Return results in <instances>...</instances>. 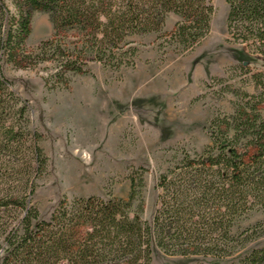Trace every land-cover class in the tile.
Returning <instances> with one entry per match:
<instances>
[{
    "label": "trees",
    "instance_id": "1",
    "mask_svg": "<svg viewBox=\"0 0 264 264\" xmlns=\"http://www.w3.org/2000/svg\"><path fill=\"white\" fill-rule=\"evenodd\" d=\"M0 0V58L16 61L31 35L35 12L49 13L55 37L44 44L60 73H86L89 57L120 68L134 35L160 32L166 17L181 18L172 39L192 50L210 34L209 0ZM230 38L245 44L247 64H264V0H226ZM14 23V24H12ZM72 34L78 41L68 42ZM244 94L231 116L211 123L203 154L184 153L163 173L159 205L144 221V178L131 177L127 199L62 200L49 221L34 205L37 182L48 167L43 136L32 126L30 104L0 68V264H152L168 256L202 257L212 264H264V221L239 235L233 230L256 208L264 209V86ZM260 229V230H259ZM207 264V263H197Z\"/></svg>",
    "mask_w": 264,
    "mask_h": 264
},
{
    "label": "rangeland",
    "instance_id": "2",
    "mask_svg": "<svg viewBox=\"0 0 264 264\" xmlns=\"http://www.w3.org/2000/svg\"><path fill=\"white\" fill-rule=\"evenodd\" d=\"M209 2L214 8L211 32L194 49L183 50L172 39L181 18L171 13L160 32L126 40L120 68L89 57L82 74L60 73L52 53L44 50L55 37L53 18L34 13L19 59L0 58V68L12 91L30 104L32 126L43 136L48 167L34 198L43 220L49 221L64 199L125 200L131 177L142 176L141 218L152 221L159 177L182 154H203L211 145L212 121L233 115L244 104V94L259 93L256 77L264 86V64L249 66L248 47L229 37L226 0ZM5 3L14 16V5ZM68 36L75 45L78 39ZM262 221L264 209L256 208L233 232L239 235ZM251 246H264V238ZM200 262L212 264L156 250L152 264Z\"/></svg>",
    "mask_w": 264,
    "mask_h": 264
}]
</instances>
